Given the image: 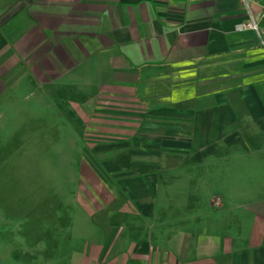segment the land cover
<instances>
[{
    "label": "crops",
    "instance_id": "1",
    "mask_svg": "<svg viewBox=\"0 0 264 264\" xmlns=\"http://www.w3.org/2000/svg\"><path fill=\"white\" fill-rule=\"evenodd\" d=\"M245 19L240 0H0V104L31 98L29 132L79 165L43 239L13 219L0 264H264V202L215 155L264 149Z\"/></svg>",
    "mask_w": 264,
    "mask_h": 264
},
{
    "label": "rangeland",
    "instance_id": "2",
    "mask_svg": "<svg viewBox=\"0 0 264 264\" xmlns=\"http://www.w3.org/2000/svg\"><path fill=\"white\" fill-rule=\"evenodd\" d=\"M30 101L31 98L19 100L18 97V102L11 106L0 104V240L4 234H7L4 235L7 240L11 239L9 226L13 225V219L27 218L33 224L30 225L34 229L31 232L33 238L42 240L44 224L53 217H46L45 211L59 203L58 199L50 197L58 190L59 182L56 181L66 178L69 173L77 175L79 170L75 152L69 157L70 166L65 167L62 163L66 151L45 147L47 135L29 132ZM244 138L250 142L252 136L246 134ZM61 141L64 142L63 138ZM228 142L230 146L223 147L215 155L229 159L238 154L242 185L249 189V194L264 202V149L236 152L234 148L239 145V138L233 137ZM259 143L264 144L263 136ZM4 226L9 229L3 231Z\"/></svg>",
    "mask_w": 264,
    "mask_h": 264
},
{
    "label": "built area",
    "instance_id": "3",
    "mask_svg": "<svg viewBox=\"0 0 264 264\" xmlns=\"http://www.w3.org/2000/svg\"><path fill=\"white\" fill-rule=\"evenodd\" d=\"M246 19L235 26L238 32L254 31L259 38L264 36V0H240Z\"/></svg>",
    "mask_w": 264,
    "mask_h": 264
}]
</instances>
